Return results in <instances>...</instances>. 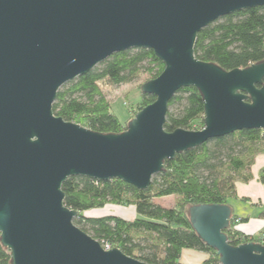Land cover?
<instances>
[{
  "label": "water",
  "instance_id": "95a60500",
  "mask_svg": "<svg viewBox=\"0 0 264 264\" xmlns=\"http://www.w3.org/2000/svg\"><path fill=\"white\" fill-rule=\"evenodd\" d=\"M264 0H0V242L11 264H147L106 249L74 224L64 204L71 176L120 179L146 189L164 162L208 140L264 130V59L224 70L194 55L197 34L216 19ZM151 49L164 64L120 133H99L56 116L59 88L112 54ZM203 100L199 130L164 129L177 90ZM229 204H195L187 216L219 264H264V245H231Z\"/></svg>",
  "mask_w": 264,
  "mask_h": 264
},
{
  "label": "trees",
  "instance_id": "16d2710c",
  "mask_svg": "<svg viewBox=\"0 0 264 264\" xmlns=\"http://www.w3.org/2000/svg\"><path fill=\"white\" fill-rule=\"evenodd\" d=\"M194 55L224 70L263 60L264 6L234 12L204 27L197 34ZM163 68L151 49L116 52L86 74L63 84L52 111L65 121L95 132L120 133L127 122L120 123L111 112L99 82L118 86L135 81L144 73L148 74V81ZM154 99L153 95L140 92L135 113ZM203 115L199 91L194 87L181 88L168 103L164 129L199 130ZM259 153H264V130H238L166 160L164 169L152 177L146 189H137L117 178L103 181L68 177L61 186L64 204L79 212L74 224L82 231L103 246L119 248L147 264H184L180 261L183 249L206 253L202 264H219L216 251L202 242L192 228L187 208L195 204H228L230 198L236 197V181L251 179L250 167ZM259 180L264 183V169ZM165 196L176 197V203L164 207L154 202ZM106 204L133 205L136 216L124 219L115 215H83L84 211ZM244 221L247 219L232 214L230 225L224 230L228 242L234 246L247 242L264 245L263 235H248L237 228ZM10 262L9 251L0 242V264Z\"/></svg>",
  "mask_w": 264,
  "mask_h": 264
},
{
  "label": "crops",
  "instance_id": "0c3cea01",
  "mask_svg": "<svg viewBox=\"0 0 264 264\" xmlns=\"http://www.w3.org/2000/svg\"><path fill=\"white\" fill-rule=\"evenodd\" d=\"M260 154V153H259ZM264 169V155H256L250 168L251 179L247 182L236 181V197L230 198L228 204L231 206L233 214L238 218H245L247 221L239 222L237 228L248 235L264 236V183L259 180V174ZM167 197V196H165ZM164 198H155L154 202L164 207H169L160 202ZM243 209H239V206ZM130 212H115L113 215L124 219H133L136 211L133 205ZM207 254L192 249H183L180 261L184 264H202Z\"/></svg>",
  "mask_w": 264,
  "mask_h": 264
},
{
  "label": "rangeland",
  "instance_id": "374dc122",
  "mask_svg": "<svg viewBox=\"0 0 264 264\" xmlns=\"http://www.w3.org/2000/svg\"><path fill=\"white\" fill-rule=\"evenodd\" d=\"M147 79H149V76L148 74L144 73L141 74L135 81L123 83L118 86L111 85L107 83V81L99 82L102 92L109 101L111 112L116 115L120 123L125 124L134 116V110H137L136 105L140 101V86ZM260 154L264 155V153ZM248 181H250V179ZM160 202L170 207L176 203V197L167 196L162 198ZM239 209H243L242 205L239 206ZM121 210H124V212L127 213L130 212L131 207L116 204H106L103 207L84 211L83 215L99 217L103 215H113L115 212H121Z\"/></svg>",
  "mask_w": 264,
  "mask_h": 264
},
{
  "label": "built area",
  "instance_id": "2783aa9c",
  "mask_svg": "<svg viewBox=\"0 0 264 264\" xmlns=\"http://www.w3.org/2000/svg\"><path fill=\"white\" fill-rule=\"evenodd\" d=\"M106 249H109V247L108 246H104Z\"/></svg>",
  "mask_w": 264,
  "mask_h": 264
}]
</instances>
